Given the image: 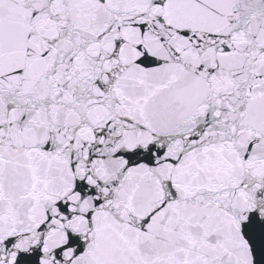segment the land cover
<instances>
[{
  "label": "snow or ice",
  "instance_id": "6c2138e0",
  "mask_svg": "<svg viewBox=\"0 0 264 264\" xmlns=\"http://www.w3.org/2000/svg\"><path fill=\"white\" fill-rule=\"evenodd\" d=\"M0 264H264V0H0Z\"/></svg>",
  "mask_w": 264,
  "mask_h": 264
}]
</instances>
